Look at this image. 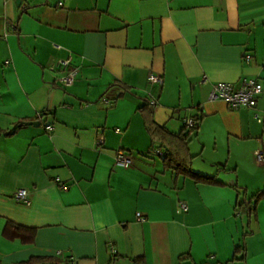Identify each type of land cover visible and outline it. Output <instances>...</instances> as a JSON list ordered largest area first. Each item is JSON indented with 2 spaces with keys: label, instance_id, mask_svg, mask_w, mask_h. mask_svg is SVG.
<instances>
[{
  "label": "crops",
  "instance_id": "1",
  "mask_svg": "<svg viewBox=\"0 0 264 264\" xmlns=\"http://www.w3.org/2000/svg\"><path fill=\"white\" fill-rule=\"evenodd\" d=\"M245 78L255 107L210 98ZM147 101L167 131L192 129L191 167L216 183L165 166L173 138L153 140ZM257 152L264 0H0V264H264V198L239 207L264 189Z\"/></svg>",
  "mask_w": 264,
  "mask_h": 264
},
{
  "label": "built area",
  "instance_id": "2",
  "mask_svg": "<svg viewBox=\"0 0 264 264\" xmlns=\"http://www.w3.org/2000/svg\"><path fill=\"white\" fill-rule=\"evenodd\" d=\"M245 60L249 62L251 60V55L246 54ZM71 67V60H59L54 68H61L66 71L64 75L60 77V81L64 86H70L75 81L76 68ZM153 84H162L163 77L159 74H154L150 78ZM208 83L207 78H203L201 84L205 85ZM263 91L262 83L256 78H245L238 86H235L231 82H218L212 85L210 92V98L212 100H224L226 101L232 109L240 108H253L257 105L258 98ZM155 104V101L152 102ZM188 127H194L196 121L194 119H189L186 121ZM47 131H52L53 126L48 125L46 127ZM98 143H103V139H100ZM156 154H162L161 150L155 149ZM257 157L259 160H264V154L262 152H257ZM115 164L122 167H128L131 164V158L124 151H118L115 156ZM59 180V179H57ZM67 189L66 186H63ZM29 191L27 188H19L15 192V198L18 201L28 203L29 202ZM184 210L187 209L186 205L182 204Z\"/></svg>",
  "mask_w": 264,
  "mask_h": 264
},
{
  "label": "trees",
  "instance_id": "3",
  "mask_svg": "<svg viewBox=\"0 0 264 264\" xmlns=\"http://www.w3.org/2000/svg\"><path fill=\"white\" fill-rule=\"evenodd\" d=\"M124 86V85H123ZM125 88L127 86H124ZM128 89V87H127ZM139 110L143 113L145 118V123L149 133L153 140L155 139L156 134H161L164 132L165 135L173 138L172 144L166 143V151L164 156L165 166L169 169H173L178 173H184L190 175L196 181H203L209 183H216L217 179L213 176L204 175L198 172H195L191 167V155L188 151V138L192 132V129H189L188 132H181L179 134H174L167 131L164 126L159 125L154 119V106L151 101L144 103ZM194 128V127H193ZM155 149V148H154ZM154 151V150H153ZM264 198V189L259 190L252 197V200H246L239 203L241 212L247 213L248 215H254L256 213L257 203ZM13 226V224L11 225ZM18 232L24 230L22 226L14 225L13 226ZM241 247L237 248L236 252Z\"/></svg>",
  "mask_w": 264,
  "mask_h": 264
},
{
  "label": "water",
  "instance_id": "4",
  "mask_svg": "<svg viewBox=\"0 0 264 264\" xmlns=\"http://www.w3.org/2000/svg\"><path fill=\"white\" fill-rule=\"evenodd\" d=\"M18 3H19V1H18ZM29 123H35V122H29Z\"/></svg>",
  "mask_w": 264,
  "mask_h": 264
}]
</instances>
